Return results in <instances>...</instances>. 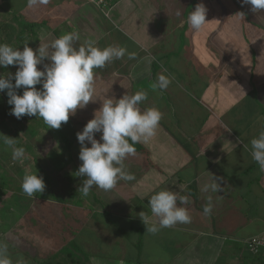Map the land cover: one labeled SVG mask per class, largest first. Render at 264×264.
Here are the masks:
<instances>
[{"label":"rangeland","instance_id":"374dc122","mask_svg":"<svg viewBox=\"0 0 264 264\" xmlns=\"http://www.w3.org/2000/svg\"><path fill=\"white\" fill-rule=\"evenodd\" d=\"M110 2H112V0ZM140 2L144 4L145 7L142 6L138 8L137 13L132 6L130 9L132 13L135 11V17H131L130 15L127 18L128 21L122 22L124 25L130 26V28L129 26H126V28L133 35L132 36L128 31L125 34L123 33L125 36L129 35L130 38L125 42L123 41L122 44L125 43L129 45L135 41L137 42L138 39L145 47L150 44L155 48L154 46L157 43L156 56H154L153 53H149L150 50L144 49V47L142 49L143 52H138L139 57L136 58V63L138 64L141 61V65L140 71L134 75L136 80H139L134 83V87L136 88L142 85V88H148L141 89L148 92V99L144 101L140 107L144 109L155 106L164 113V117L160 122L156 136L149 142L140 143L139 146H136V154L134 156H129L125 160L127 170L134 174L135 179L132 181H120L117 186L110 191H104L93 187L88 197L91 198V205L94 206V214L87 213L90 210L89 208H85L89 207L88 204L86 206L84 205L85 207H80L78 205L76 206L71 201L68 203L56 202L54 197H52L53 191L62 193L65 197H70L74 191L73 189H78L82 186L84 179H86V177L75 175L76 171L72 167L69 169L67 168L70 173L66 169L61 171L58 167L62 164H71L69 159L71 153L79 155L81 145L78 142L77 133L83 130L87 122L94 118L95 111L101 107H95L94 111H91L90 114L78 108L73 115L75 121L71 119V121L68 120L67 123H63L60 128L62 132L60 129L50 128L48 130L50 133L48 137L46 136L48 131L44 127L41 128L37 121L39 119L42 124L46 125L42 118L36 117L37 119L33 120L32 116L25 115L17 119L13 115L15 120H21L22 123L18 131L13 132L14 135H12V139L16 141L17 147H23L25 149V154L22 159L15 160V164H13L14 162L11 163V161L7 163V157L3 156L4 153L2 151L9 149V146L6 147V145L2 143L0 145V172L2 169L7 168L9 174L15 176V178H12L13 181H19V185V183H22L25 174L34 172L33 170H36L39 174L40 170L36 168L40 165L46 174L52 178L53 183L49 186L46 183L45 194L47 198L44 199V201L38 202L35 197H31L32 199L29 205L22 201H17V198L13 200L15 201L13 203V201H11L12 198L8 197L9 195L0 194V209L2 210L0 214V223L2 224L0 231L2 232L0 235L3 236V238L0 239V244H6L8 246L7 258L11 261V264H135L134 262L132 263L131 260L136 261L138 258H141L144 261L149 259L148 255H156L155 249H146V246L145 248L139 249L137 247L138 240H136L134 235L128 236L121 233L118 227L111 223L103 214L106 213V209H108L121 223H123L121 217L125 219L127 216H129L131 221L136 219L142 221L139 216L141 211H144L148 215V212L145 210L150 209L148 202L151 196L146 194L147 189H149L147 186H149V184L155 186V183H158L159 177L162 176L164 172L166 174L169 173L167 169L163 167L162 174H160L161 172L158 170L160 167L159 164H165V160L169 164L174 162V158L172 157H174L175 152L170 144L167 145L166 141V130L171 134L167 126L171 129L174 128V132L176 130L180 131L179 127L185 129V126H190L195 122L194 117L198 113L202 114L205 118L210 115L213 116L214 112L223 116L222 111L226 109L223 106V102H225L228 97L226 92L219 89L220 83L217 82V76L223 74H218L217 70H221V68L223 69L225 66L247 67L248 65L254 67L253 64L247 62V60L251 59V56H249L250 52L259 47L264 51L262 38H259V40L257 39L259 37L258 33L263 32L264 11L259 14L253 13L251 11V6L243 5L241 0L197 1V4L199 2V4L203 3L206 6L208 13L213 12V16L210 15L213 19L210 21L214 23L212 25L210 23L208 26L217 27L218 31L215 29L216 32L213 31L214 33L210 34L209 31H211V27L209 30L203 29L200 31V37L190 34V39H185L183 48L179 51H177V44L170 45V42H167L165 38V34L169 30L172 31V26L169 28L168 25L167 32H162L164 36H161L162 34H159V31L158 34H152L151 36L154 37L153 40H150L151 36L143 39L141 31H137V29L135 31L133 24L134 22H139L138 16H140L141 21H143L141 15L143 16V14H145L147 16V14L152 13L163 14L166 7L165 5L161 6V4H165V0H152L149 2L150 4L145 3L146 0H141ZM155 2L157 3L156 8ZM167 2L173 8H176L172 10L176 12L177 16L179 15L178 13L181 14V11L185 12L184 9L186 10L188 7V2L185 0H167ZM181 6H183V10L180 9ZM105 8V10L102 9V12L107 14L110 13V16L113 11L110 12V10H107L108 7ZM217 9L220 10L221 14L227 11L231 13L232 10H234V15L231 17L222 16L223 20L220 18L219 23H217V20L214 21L217 15ZM238 9L240 12L245 13L243 20L237 15ZM14 11L15 9L13 8L5 13L11 15ZM181 17L182 16H180V18H175L173 21L176 22L177 25H182L184 18ZM150 18L148 20H150ZM159 19L161 18L157 17L158 21ZM242 22H246V24H242ZM162 26L164 29L166 28L164 22ZM18 47L21 48L20 46ZM173 51H177V53H169ZM261 58L264 62L263 55ZM153 62H157V64L152 66ZM257 64L255 72L258 71V67L261 69V64ZM125 66V61H123V67ZM171 66L178 70L177 73H172L170 71L169 67ZM156 69H159L156 77L164 72L173 78L172 81L174 82V87H176L172 90L173 93H170V86L168 89L164 90L168 96H170L168 102L167 97L162 91L157 88L153 89V85L155 84L153 72ZM161 69L162 71H160ZM138 70L139 69L136 71ZM229 70L230 68L228 69L227 67L224 69L226 72H229ZM226 72L224 73V77L227 80H222L221 84L224 85L226 81H228V83L233 81L231 88H238L241 84L244 90V83L236 81L233 75ZM144 74L145 77L141 78ZM115 76L116 75L111 74L108 84L126 83V79L124 81V79ZM198 89V95L200 97L197 99L194 94ZM138 90L139 89H136L135 92ZM250 90L251 88L249 87V92ZM101 91H103V94H101ZM131 91L132 90H125L122 88L118 90V92L115 91V95H113V89L106 90L105 86L101 88L97 86L93 98L99 99L100 95H108L110 98L119 99L123 95H132L130 94ZM2 93L4 94V92ZM251 93L252 94L242 102L243 104L233 107L234 110L232 114L235 116L232 117L229 112L231 118L236 122V125L233 123H231V125L237 130H240L239 125H244L245 127L247 125L251 126V123L249 124L246 120V114L254 117L255 120L261 113V108L258 107L260 98H256L260 95H257V91L254 88ZM230 96L229 99L238 103L242 97H246L247 95ZM3 101L7 102L8 96H6ZM244 103L248 105H244ZM253 108L254 113L251 114L250 112ZM185 115L186 117H190V122H188V120L185 122L180 120L174 121L173 119L184 118L183 116ZM215 117L217 118L218 116L216 115ZM227 118V121H230L228 115ZM27 120H29V122ZM170 120L174 123L173 126ZM29 123L33 125L36 130L29 126ZM175 124L177 125L174 126ZM206 124L208 125L207 122ZM46 128H48V126H46ZM6 133L7 131H4L2 134ZM34 134H38V136ZM249 134L247 138L251 141L253 138L258 137L259 132L252 130V127H250ZM98 135H101V133H96V138L100 139ZM168 139L171 140V137ZM182 139L188 142L190 141L192 147H195V141L189 139L187 135H183ZM66 141H71V144L68 145ZM87 146L91 147V144L88 143ZM139 147L142 148V150H139ZM65 151L66 153L63 154ZM194 152L196 153V151ZM195 153L184 154L185 160L189 161V159L195 156ZM34 156H36V158H34ZM34 160H36L38 164H36ZM81 164L82 161L79 159L77 164L78 167H80ZM4 180L8 183L11 181L9 177H6ZM201 182L204 183L203 181ZM203 187L204 186L200 184L198 185L199 190H202ZM10 190L11 189H5V191L10 194L13 192L14 194L18 193L16 189L12 190V192ZM168 190L174 191L172 190V186L168 187ZM97 193L99 194L98 196H96ZM179 194L187 195L189 200L191 199L187 189L185 192L182 190ZM84 199L86 198L83 197V200ZM96 199H101L102 202ZM189 204L190 203L184 206L186 207ZM100 207L102 208L101 211L103 214H100L98 211ZM230 210L232 211L231 214L237 211ZM34 211L42 213L44 217L37 218L35 215L32 217L28 216L29 213H33ZM96 213L99 214L95 215ZM7 215H14V221ZM149 216L152 217V215ZM232 218L233 217H228L226 220L229 221ZM139 221L138 225H142ZM69 229L76 232V237H78L79 242H81L79 246L82 248L78 247L76 244L78 242L71 243L67 241L69 238H75ZM78 240L76 239V241ZM167 249L168 248H166V251ZM214 249L215 248L208 247L205 252L203 251V256L200 255L202 257L195 261V264H214L217 259V254H215ZM148 251L150 252L149 254ZM248 255L255 258V256L250 255V253ZM35 260H37L38 263H35Z\"/></svg>","mask_w":264,"mask_h":264},{"label":"crops","instance_id":"0c3cea01","mask_svg":"<svg viewBox=\"0 0 264 264\" xmlns=\"http://www.w3.org/2000/svg\"><path fill=\"white\" fill-rule=\"evenodd\" d=\"M9 1L12 3L9 2V5L24 14L27 19L43 22V27L38 31V35H33V40L36 42L35 46L32 47L33 49L38 48L40 43L51 44L56 38L66 33L78 32L79 40L74 42L77 48L81 45L87 46V42L92 41L94 46L99 48L121 46L125 47L128 52L136 53L135 59L130 60L126 55L122 59L114 60L107 64L104 68L96 69L95 91L97 86H100V88L105 86L106 90L113 89L114 94L115 91L118 92L122 88L132 90L130 94H134L136 89H145L142 88V85L134 87V83L139 81L136 80L134 75L140 71L141 65V61L138 64L136 63V58L139 57L138 52L142 51L143 47L156 56L157 43L154 46L155 48L150 44L145 47L138 39L137 42L135 41L129 45L122 44L123 41L125 42L130 38L129 35H123V33L125 34L128 31L126 26L129 25H124L122 22L128 21L127 18L130 15L135 17L134 12H137L138 8L145 7L140 2L141 0H112L114 5H112L110 12L113 11V13L110 16H106L102 9L93 4L91 0H50L47 5L32 7L28 5V0ZM150 1L152 0H146L145 3ZM165 1V4H161V6H166L163 14H147L148 19L152 17L148 20V23L145 22L147 25L137 15L139 22H134L133 28H135V31L136 29L141 31L143 39L156 34L153 30L157 28V17L164 18L165 26L170 24L172 31H176L177 26H181L177 25L173 20L180 18V16L185 19L186 12L181 11V14L179 13L177 16L176 12L172 10L176 8H173L167 0ZM194 1L196 0H188L187 2L191 4ZM212 1L214 0H210V2ZM132 6L135 10L133 13L130 9ZM156 7L157 3L155 2ZM182 8L183 6L180 7V9ZM258 34L259 37L257 39L262 38L264 44V34ZM27 38H30L29 35ZM153 39L154 37L151 36L150 40ZM262 55L264 57V51L260 47L250 52L249 56H251V59L247 60V62L253 64L254 67L248 65L247 67L225 66L228 69L230 68L229 72L224 71L225 67L217 70L218 74H223L217 76V82L220 83L219 89L226 92L228 97L223 102V106L226 108L222 111L223 116L214 112L213 116L210 115L205 118L198 113L194 117L196 123L193 122L192 125L185 126V129L179 127L180 131L176 130L174 132V128L171 129L169 127L171 134L166 130L167 135H169H166L167 145L170 144L175 152L174 157H172L175 163L169 164L165 160V164H159L158 170H160V174H162L163 167L169 173L166 174L164 172L159 177L158 183H155V186L149 184L146 194L152 196L160 190H168V187L171 186L172 190L178 191V193L182 190L185 192L187 189L191 199L189 200L190 204L186 207L189 209L192 219L190 223L164 228L156 234L146 232V225L143 222L145 232L141 248L146 246V249L152 248L156 250V255H149L151 260H145V264H195V261L203 256V251L205 252L208 247L215 248L217 259L214 264H260L261 260H264V252L254 254L249 251L247 245V241L252 237L264 234V172L259 170V165L253 160L250 140L247 138L250 135V127L257 132L264 129V62L261 58ZM123 61H125V67H123ZM45 63H49V61L46 60ZM257 63L261 64V69L258 67V71L255 72ZM137 69L139 70L136 71ZM159 69L155 70V83L157 82L156 75ZM169 69L172 73H177L178 71L172 66ZM225 72L233 75L236 81L243 82L244 90L241 84L238 88H231L233 81L230 83L226 81V84L222 85V80H227L224 77ZM111 74L124 79V81L126 79V83L108 84ZM144 77L145 74L141 78ZM36 87L40 88L42 85H37ZM249 87L251 88L250 92ZM169 88H171L170 93L172 94V90L176 88L173 81ZM253 88L257 91V95H260L256 98H260L258 107L261 108V113L255 120L254 117L246 114V120L249 124L251 123V126L239 125L240 130H237L231 125V123L236 125V122L231 118V116H235L232 114L233 107L243 104L242 102L252 94ZM101 94H103V91H101ZM198 94L199 89L194 94L197 99L200 97ZM230 95L247 96L242 97L238 103H235L229 99ZM107 98L110 97L108 95H100V98L96 99L99 101L95 100L92 103L90 101L82 110L90 114L95 107H102V99ZM244 105L248 104L244 103ZM250 113H254V108ZM216 115L218 116L217 118L215 117ZM227 115L230 121H227ZM183 117L173 119L174 121L185 122L188 120L190 122V117H186V115ZM71 119L75 121L73 115H70L69 120L71 121ZM170 121L172 122V120ZM173 124L172 122V126ZM183 135H187L189 139L195 141L196 145L194 148L190 141L182 139ZM169 137H171V140L168 139ZM191 153H195V156L186 161L184 154ZM217 179L221 184V191L206 192L204 190L205 186L216 183ZM140 184L144 185L143 183ZM199 184L204 186L202 190H199ZM208 196L212 197L213 204V211L210 215L203 212V207L208 202ZM230 209L237 211L231 214L232 211ZM145 211L148 212V216L152 215L150 209ZM228 217L233 218L227 221ZM149 218L151 222H158V218L153 215L152 217L149 216ZM139 222L142 221L140 220ZM166 248H168V252ZM224 251H228L231 255L221 259V256H225H223ZM249 253L255 258L250 257Z\"/></svg>","mask_w":264,"mask_h":264},{"label":"clouds","instance_id":"9594fccd","mask_svg":"<svg viewBox=\"0 0 264 264\" xmlns=\"http://www.w3.org/2000/svg\"><path fill=\"white\" fill-rule=\"evenodd\" d=\"M50 0H28V5H47ZM243 5H250L253 13L264 11V0H241ZM208 9L201 3L187 17L189 26L196 31L207 23ZM179 14V13H178ZM240 19L245 13L238 12ZM78 32L66 33L51 44L40 43L33 49L24 44L23 49L8 44H0V67L17 66L15 73L7 77L0 75V93L7 90L10 114L17 119L27 116L42 118L48 128L59 129L67 123L70 115L78 108H85L89 102H95L96 69L104 68L114 60L135 59V52H128L125 47L108 46L99 48L94 42L77 48ZM49 63H45V61ZM42 66V67H38ZM14 80V82H13ZM172 83V77L163 73L157 77L153 89L166 90ZM37 85L42 87L37 88ZM23 88V94L18 89ZM148 99V92L138 90L132 95H123L119 99L107 98L102 107L95 111L82 131L77 133L81 145L79 159L82 161L77 176L86 177L78 188L82 197H88L93 187L110 191L120 181H132L134 174L127 170L125 160L136 154L135 145L147 143L156 136L164 113L157 107L142 109L140 105ZM96 133H101L100 139ZM3 143L12 149L14 160L24 157L25 149L16 147L12 138H4ZM88 143L91 147L87 146ZM251 155L264 172V129L258 137L250 141ZM21 188L28 197L45 191L44 178L38 173H28L23 177ZM206 192L221 191V184L205 186ZM203 207V212L210 215L213 211L212 197ZM189 203L187 195L178 192L160 190L149 199V206L158 222H151L149 216L141 211L140 218L146 225V232L158 233L161 229L172 228L177 224L191 222L190 211L184 205ZM8 246L0 244V264H11L7 258Z\"/></svg>","mask_w":264,"mask_h":264},{"label":"trees","instance_id":"16d2710c","mask_svg":"<svg viewBox=\"0 0 264 264\" xmlns=\"http://www.w3.org/2000/svg\"><path fill=\"white\" fill-rule=\"evenodd\" d=\"M110 1L111 0H106L105 3L101 4V7L100 8L105 10L106 9L105 7H108L107 10H110L111 11V9L113 7L112 6L113 4ZM185 1L187 2L188 0H185ZM9 2H10L9 0H0V44H8V45H11L14 48H19L18 46H20L22 48L24 46V44L28 42V45L30 47H34L36 42H34V40H33L34 39L33 35H36V34L38 35V31L41 29V27H43L42 26L43 22H40L38 20H30V19H27L24 14H21L16 9H15V11L11 15H7L5 12H7L10 9H13V7H11L9 5L11 2L10 3ZM91 2L96 5V3L93 2L92 0H91ZM194 2L191 3V4H188L187 9L185 10L186 13H185L184 22L182 23L181 26H177L176 31L173 32V31H170L169 30L167 32L168 25H169V28L171 27V25L170 24H167L165 26L166 28L164 29L163 26H162V24H163V22H165V19L164 18H161V17H159V18H161L162 20L159 19L158 24H157V28H154V30H153V32L155 31V33H157V34H158V31L160 32L159 34H162V32L163 33H166L167 32L165 34V38H166L167 42H170V45L177 44L178 45L177 46V48H178L177 51L182 50L183 45H184V41H185V39L186 40H189L190 39V37H191V36H189L190 34L192 36L193 35L199 36L200 35V31H202L203 29L209 30L212 26H208V25L210 23H211V25L214 23V22L212 23L210 21V20L213 19V17L210 16V15L213 16V12L212 13L209 12L210 14L208 13V15L206 17V19L208 21H207V23L205 24V26L203 27L202 30L196 31V30H193L189 26L188 21H187V17L190 14V12L192 10H194L195 7H196L197 0L194 1ZM198 4H199V2H198ZM238 11L240 12L239 9H238ZM238 11H237V13H238ZM226 13L221 14L220 10L217 9V15L215 16L214 21L217 20V23H219L220 18L223 20V17L222 16L231 17L232 15H234V10H232L231 13H228V11ZM104 14L106 16H109L110 13L107 14V13L104 12ZM141 17L143 18V21H142L143 23L148 22L147 21L148 20V17L145 14H143V16L141 15ZM242 24H245V22H242ZM215 29H217V31H218V28L217 27H212L211 28V31H209L210 34H213L214 32H216ZM262 33L264 34V28H263V32ZM175 34H176V36H175ZM28 35H29L30 38H27ZM161 36H164V34H162ZM177 51H173V52H169V53H177ZM152 64H153L152 66H155L157 64V62H153ZM16 71H17V66L10 65L7 68L0 67V75H2L4 77H7L10 73H15ZM153 73L155 74V71ZM163 74H166V73H163ZM13 82H14V80H13ZM145 89H148V88H145ZM17 91H18L19 94H22L23 93V89L22 88L21 89H18ZM160 91H162L164 93V95L167 97V99L170 100L168 94L164 90H160ZM6 96H8V95L6 93V90H4V94L3 93L0 94V118H1L0 119V145L3 143V139L4 138H6V137L7 138H13V136H12V135H14L13 132L14 131L15 132L18 131V128L20 127V124L22 123L21 120H15V117L10 114V110H11V107L12 106L8 104V101L7 102H4L3 101L4 98H6ZM32 118H33V120L34 119H37L36 116H32ZM27 121L29 122V120H27ZM37 121L39 122V125H40L41 128L44 127L47 131L50 129V128H46L47 125L42 124L39 121V119ZM10 125H12V126H10ZM29 126L33 127V125H30V123H29ZM167 128H169V126H167ZM33 129L36 130V128H34V127H33ZM4 131H7V133L6 134H2ZM60 131L62 132V129H60ZM34 135L38 136V134H34ZM49 135H50V133L48 131V134L46 136L48 137ZM66 143L68 145H70L71 144V141H66ZM139 145L140 144H137V145H135V147L136 146H139ZM6 147H7V145H6ZM138 149L139 150H142V148H140V147ZM2 152L4 153L3 156H6L7 157L6 158L7 159V163H8V161H11V163L15 161L13 159V157H12V149L10 147H9V149L4 150ZM65 153H66V151L63 152V154H65ZM74 154L75 153H71L70 154L71 157H69L71 164H62V165H59V167H58L59 170L62 171L63 169L64 170L66 169L68 171V169L70 167H72L73 169H75L76 172L78 171L79 167H78L77 164H78L79 158H77V157H79V155H74ZM34 158H36V156H34ZM34 161H35L36 164H38L36 162V160H34ZM15 163L16 162H14L13 164H15ZM6 165H10V164H6ZM36 169L40 170L39 175L44 178L45 184L47 183V185L49 186V185H51L53 183L52 178L48 174H46V172L44 171V169L40 165ZM4 170H5V172H4ZM33 171L34 172H29V173H37L36 170H33ZM6 177H9V180H11L12 178H15V176H11L9 174L7 168H4L0 172V194H2V195H9L8 197H11L12 198L11 201H13V200H15V198H17L16 199L17 201H22V202L27 203L29 205L31 203L30 200L32 198L31 197H28L27 195H25L23 193L22 188H21V184L22 183H19V185H18V182L19 181L14 182L13 179L8 183V182H6L4 180ZM5 189H11L10 190L11 192H12V190H15L16 189L18 193L14 194V192H13V193L10 194V193L6 192ZM73 190L74 191L71 194L72 196L70 195V197H65L62 193H58L56 191H53L52 192V197H54V199L56 200V202H59V203H68L69 201H71L76 206L78 205L80 207H85L88 204L89 207H85V208H89L90 209L87 213L88 214L89 213H93L95 210H94V206L91 205L92 204L91 198L90 197H86V199L83 200V197H82L81 193L78 191V189L75 188ZM98 195L99 194L97 193L96 196H98ZM34 197H35V199L38 200V202L44 201V199L47 198V196L45 194V191L42 194L37 193ZM96 200H98V199H96ZM98 201L102 202L101 199H99ZM14 202L15 201H13V203ZM85 202H86V204H85ZM99 209L100 210H98V211L101 214L102 213V211H101L102 208L100 207ZM1 211L2 210L0 209V214H1ZM41 212H43V211H41ZM99 213H96L95 215H97ZM33 215H35L37 218L38 217H44V215H42V213H38L36 211H34L33 213H29L28 214V216H31V217ZM103 215L105 217H107V219L111 223L115 224L118 227V230L121 233L126 234L128 236H133L134 235L135 238H136V240H138L137 247L139 249H142L141 248L142 247V238H143L144 232H145V230L143 228L144 227L143 221L140 222L142 225H138L139 224L138 223L139 219H136L135 218L136 220H132L131 221L130 218H129V216H127L125 219L123 217H121V219L123 221V223H121L119 220H117L113 216L114 214H112V212L109 211L108 209H106V213H104ZM13 216L14 215L8 216V217L11 218L14 221V217ZM61 217H63V216H61ZM0 227H2V224L1 223H0ZM137 230H139V231H137ZM69 231L72 233L73 236H75V238L74 239L69 238V239H67V241L68 242H71V243L78 242L76 244L78 245V247H80L79 245H81L80 244L81 242H79L78 237H76V232H74V231H72L70 229H69ZM1 232L2 231H0V234H1ZM2 238H3V236L0 235V239H2ZM76 239L78 241H76ZM80 248H82V247H80ZM229 255H231V254H229V252L228 253L225 252L223 254L224 257L221 256V259L226 258ZM148 257L151 260V258H150L149 255H148ZM131 261L134 262L135 264H145L146 263V261L145 260L143 261L141 258H138L136 261H133V260H131ZM35 263H38L37 260H35ZM260 264H264V260H261Z\"/></svg>","mask_w":264,"mask_h":264},{"label":"built area","instance_id":"2783aa9c","mask_svg":"<svg viewBox=\"0 0 264 264\" xmlns=\"http://www.w3.org/2000/svg\"><path fill=\"white\" fill-rule=\"evenodd\" d=\"M97 6L101 7V4L105 3L106 0H92ZM249 250L254 254H260L264 252V234L254 236L247 241Z\"/></svg>","mask_w":264,"mask_h":264}]
</instances>
